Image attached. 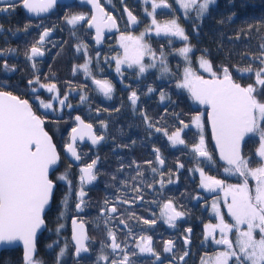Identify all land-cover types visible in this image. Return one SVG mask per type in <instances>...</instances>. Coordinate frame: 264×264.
Returning <instances> with one entry per match:
<instances>
[{"label":"flooded vegetation","instance_id":"1","mask_svg":"<svg viewBox=\"0 0 264 264\" xmlns=\"http://www.w3.org/2000/svg\"><path fill=\"white\" fill-rule=\"evenodd\" d=\"M7 2L8 0H0V7ZM99 2L105 12L116 20L114 31L104 28L99 46H96L94 32L87 24L90 10L76 0L57 4L54 11L36 18L28 17L19 5L14 10L0 11V76L4 80L7 76L14 75L18 90L24 92L23 96L18 97L27 100L36 115L45 121L44 129L52 137L60 154V162L54 174H69L68 181H71L70 186L67 181H57L60 187L57 209L62 211L67 220L68 239L62 244L40 246L39 253L36 247L34 259L39 264H57L58 258L59 264H111L112 259L122 256L119 251L113 253L108 247L111 244L108 231L111 230L116 234L117 242L122 247L126 246L129 254L137 253L136 256H131L133 264H201L202 258L214 257L225 248L214 242V239L221 238L219 229L213 234L214 239L205 238V225L219 223L212 204L218 203L226 223L233 224L234 220L228 214L223 191L205 190L201 187L200 173L192 170L202 168L206 176L223 180L225 185L242 183V178L225 173L226 165L217 161L206 122L207 110L198 107L187 89L176 87L182 79L184 68L188 66L197 75L211 77L200 66V58L203 56L194 48L198 25L195 24L196 13L192 11L186 16L176 0H168L172 8L157 9L155 18L161 24L177 18L189 37L188 41L172 37L173 43L169 45V37L157 36L154 31L146 33L143 42L157 53V67L137 75L135 68L130 69L122 64V74H118L115 58H122L124 55L120 36H139L145 33L152 21V17L145 11H151V0L148 3L142 0ZM125 7L137 17L139 23L128 24L123 11ZM73 14H83L86 20L75 26L69 25L65 17ZM26 25L27 31L24 30ZM46 29L50 35L38 44L41 33ZM185 43L192 48L189 53L190 65L174 51ZM34 45L44 52L42 59H28L30 48ZM161 49L170 69L168 73H162L160 67ZM86 61H90V75L78 67ZM5 62L10 67L14 66L15 71H5ZM151 62L146 55L144 63ZM74 69L77 70L74 72ZM22 74L26 76L24 80L20 79ZM35 76L40 77L41 84H55L59 97L67 96L66 104H71L72 107L61 108L58 101H52L54 110L40 107L35 99L37 95L41 100L49 102L56 93H49L39 85H29L28 81ZM94 80H107L111 83V98L103 95ZM33 87L37 88L36 93L32 92ZM149 87L155 91L149 93ZM132 91H136L139 96L135 108L128 99ZM162 92L165 94L163 100ZM82 95L87 97L83 102L80 99ZM142 113L147 115L148 121ZM201 114L203 129L199 130L191 121L192 117ZM77 115L86 124H92L93 132L98 136L103 135L104 140L95 147L86 142H77L81 160L73 163L64 154L63 148L69 140L71 129L77 124ZM181 120L189 125L182 133L188 147H173L163 132L155 129H167L171 133L181 126ZM149 123L153 127L150 128ZM201 131L214 164L203 161V158H196L190 151L191 146L198 142ZM252 136L253 134L250 135ZM256 148L251 150L250 157L257 156ZM154 149H159L163 165L156 160ZM97 158V179L84 186L85 202L81 205L82 211L78 212L75 205L80 186L79 168ZM256 160L255 158L253 161ZM180 164L183 165L182 168L179 167ZM152 168L157 171L153 172ZM169 180L172 182L169 183ZM160 181H163V186ZM66 195L65 206L62 201ZM227 199L230 203L231 197ZM168 200L173 202L176 210L184 213L183 217L174 221L175 227L166 223L161 215V206ZM113 206L117 208L116 213L109 211ZM72 218L83 221L88 236L85 243L88 252L77 257L74 256L75 247L70 241L69 223ZM144 219L155 220L156 223L144 224ZM121 220L124 223H120ZM187 229H191V232ZM227 235L235 241V229ZM141 236L152 238L151 246L159 254V260L151 253H139L136 244L141 242ZM185 238L189 241L187 244ZM169 240L174 242V247L171 252H165L164 244ZM61 249L65 250L63 256L59 255ZM185 252L188 255L184 256ZM101 255L108 256L109 259L99 260ZM181 256H184L183 260L179 259Z\"/></svg>","mask_w":264,"mask_h":264},{"label":"snow or ice","instance_id":"2","mask_svg":"<svg viewBox=\"0 0 264 264\" xmlns=\"http://www.w3.org/2000/svg\"><path fill=\"white\" fill-rule=\"evenodd\" d=\"M148 3L149 0H144ZM92 5L93 15L87 20L88 26L95 27L96 41L100 42L103 29L109 30L116 27V20L108 15L101 6L99 0H87ZM176 3L184 10L187 16L190 12L196 13V19H201L209 12L210 5L216 3V0H176ZM22 7L30 14L47 13L57 5V0H8V2L0 7V11L7 12L14 10L17 6ZM172 5L168 0H151V11L147 15L152 17L151 25L139 36L121 35L120 46L124 50L122 58L116 59V72L121 73V65L126 64L128 68H135L137 75H142L150 68H156L155 63L157 53L150 46L144 43L146 33L152 31L157 36L169 37L168 44L173 43L172 37L187 42L189 37L185 30L177 22V18L170 19L164 23H159L156 18L157 9H171ZM124 11L128 15L129 24L139 23L137 17L125 7ZM66 23L69 25H77L81 21H85L83 14H73L65 17ZM28 26H25L27 31ZM49 35V30H44L40 35L38 44L42 43ZM264 49V45H261ZM79 51V46L77 48ZM175 54L182 56L190 65L191 59L189 53L192 48L185 43L183 47L175 49ZM44 52L38 46L30 49L28 59L43 56ZM149 56L151 63L145 64L144 57ZM260 61V67L254 69L248 66L238 69L241 73H252L254 82L241 85L233 80L231 73L227 67L221 69L222 75H217L212 70V66L208 60L200 58V66L211 74V79H205L197 75L193 69L188 66L184 68L182 79L177 83L176 87L187 89L191 97L202 105L208 106L207 117L211 123L213 137L216 147L219 150V156L224 161L226 167L224 172L230 175H238L242 178V183L225 185L223 180L206 176L202 168H195L192 171H198L201 176V187L209 192H215L220 189L224 193L225 203L228 208V214L233 218L234 223H226L223 215L220 213L218 203L212 204V209L216 213L219 223L216 225H205L206 239L213 237L217 229L221 233L220 239H214L217 245H224L223 251L217 252L214 257L203 259L201 264H264V51L257 57ZM160 67L162 73L170 72L167 62L164 59L163 49L160 51ZM90 61L78 66L82 68L86 74L90 75ZM35 67V64L33 65ZM5 71H15L14 66L10 67L7 62L4 63ZM77 69H74V72ZM29 85H39L40 88L46 89L49 93H56L49 102H45L37 95L35 99L39 102V106L45 110H54L52 101H58L61 108L71 104H66L67 96L59 97L58 89L55 84H41L40 77L35 76L34 79L28 81ZM100 88V91L107 98H111L113 87L107 80H94ZM36 87L32 88V92L36 93ZM155 91L151 87L148 92ZM81 101L87 99L86 96L80 97ZM131 105L135 108L139 96L136 91H132L128 97ZM165 99V94L161 93V100ZM144 119L148 121L146 114ZM77 126L71 129L68 142L64 145V150L70 154L75 161L81 160L76 144L77 141H83L87 137L93 145L104 140L103 135H96L93 132L92 124H85L79 115L75 117ZM45 121L36 115L32 110V106L27 100H20L9 92L0 91V244H14L17 241L23 243L24 248V264H39L34 259L36 251V235L45 225V209L54 198L57 181H67V174H61L56 180L51 178L50 170L54 173L55 167L60 162V154L56 145L52 142V137L44 129ZM180 127L169 133L167 129L156 128L157 132H163L168 138L170 144L175 147L184 145L188 147L182 137L184 130L189 127L183 120ZM191 124L195 128L202 130V114L192 117ZM151 128L153 125L148 124ZM103 127H107L103 125ZM253 134L259 137V147L257 155L260 157V163L256 167H252L249 159L242 154V142L246 135ZM156 152V160L163 165L164 160L161 158L159 149ZM190 151L196 158H203L209 164H214L213 158L205 145V139L202 131L199 134V140L194 143ZM98 158L91 160L90 163L79 168V189L77 192L78 202L76 210L82 211L81 205L84 204L86 195L84 186L93 183L97 179L95 172ZM147 163L151 164V161ZM183 167L182 164L179 165ZM156 172V168H152ZM249 178L255 181V185L250 186ZM172 181L169 180V183ZM163 186V181H160ZM151 186V185H150ZM231 197V202H228ZM63 204L67 205V195L63 198ZM128 201H125L127 203ZM111 213H116L115 206L109 209ZM161 215L165 218V222L175 227L174 221L184 216V213L176 210L173 202L168 200L161 206ZM73 236L75 242V254L77 256L82 252H88L85 241L88 236L85 234L83 221L73 219ZM120 223H124L123 220ZM144 224H155V220H143ZM62 227V226H61ZM235 229V241L228 238V233ZM59 230V229H58ZM190 233L191 229H187ZM108 237L111 244L108 245L113 253L119 251L122 253L121 258L112 259L111 264H133L131 256H136V252L129 254L126 246L122 247L117 242L116 234L109 230ZM140 243L136 244L139 253H151L160 259L159 254L153 249L152 238L150 236H141ZM189 241L185 238V243ZM174 242L169 240L164 244V251L171 252ZM64 249H61L60 256L64 255ZM188 255L187 252L184 256ZM184 256L179 257L180 260ZM99 260L107 261L108 256L101 255ZM59 264V258L57 260Z\"/></svg>","mask_w":264,"mask_h":264},{"label":"trees","instance_id":"3","mask_svg":"<svg viewBox=\"0 0 264 264\" xmlns=\"http://www.w3.org/2000/svg\"><path fill=\"white\" fill-rule=\"evenodd\" d=\"M195 24H198L195 51L208 59L213 71L222 74L221 69L227 67L234 81L243 86L253 83L252 73H241L238 69L248 66L256 69L261 66L257 57L264 51L261 48L264 45V0H216L215 4L210 5L209 12L203 18L196 19ZM25 78V74L20 77L22 80ZM0 90L17 96L24 94L18 90L14 75L7 76L4 80L0 76ZM257 144L258 137H250L242 147L244 157ZM258 161L260 160L257 159L256 162ZM61 174L63 173H52L51 178L56 180ZM59 188L57 183L54 198L44 214L45 229L36 240L37 249L46 244H62L68 239L67 220L62 211L57 209ZM0 264H22L21 250L18 247L0 250Z\"/></svg>","mask_w":264,"mask_h":264},{"label":"water","instance_id":"4","mask_svg":"<svg viewBox=\"0 0 264 264\" xmlns=\"http://www.w3.org/2000/svg\"><path fill=\"white\" fill-rule=\"evenodd\" d=\"M70 1H72V0H57V4H60V3H67V2H70ZM79 4H83V5H85L89 10H90V13H91V15H90V17L93 15V8H92V5L91 4H89V3H87V0H76ZM102 6V5H101ZM22 8V7H21ZM125 9V8H124ZM124 9H123V11H124ZM22 10H23V12L28 16V17H31V18H36V17H40V16H45V15H47V14H49L50 12H52V11H54L55 10V7L53 8V9H51L49 12H47V13H41V14H39V15H37V14H30V13H28L25 9H23L22 8ZM105 11V10H104ZM124 13H125V17H126V20H127V22H128V15H127V13L124 11ZM90 19V18H89ZM88 24V23H87ZM128 24H129V22H128ZM88 28L89 29H91V30H93V32H94V37H93V40H94V42H95V44H96V46H99V44H100V42L99 43H97V41H96V29H95V27H89L88 26ZM115 30V28H112L111 30H109V31H114ZM103 31H104V29H103ZM43 33V32H42ZM41 33V34H42ZM49 35H50V32H49ZM48 35V36H49ZM47 36V37H48ZM47 37H45V39L47 38ZM40 38V37H39ZM101 39H102V36H101ZM101 39H100V41H101ZM39 41V40H38ZM41 44V43H40ZM31 49V48H30ZM29 55H30V51H29ZM44 57V55L43 56H38V57H35V59H42ZM203 78H205V79H211L212 77H203ZM0 91H4V90H0ZM5 92H7V91H5ZM13 96H16L17 98H19L17 95H14V94H12ZM20 100H25V99H21V98H19ZM192 100L198 105V107H200V108H204V109H206L207 110V113H208V111H209V109H208V106L207 105H202V104H200L199 102H197V101H195L193 98H192ZM207 113H206V122H207V127H208V131H209V134H210V141H211V144H212V147H213V149H214V151H215V155H216V159H217V161L218 162H220L221 164H223V165H225V163H224V161H222L221 159H220V156H219V150H218V148L216 147V142H215V139H214V137H213V132H212V127H211V123H210V121L208 120V117H207ZM77 123V122H76ZM86 124V123H85ZM76 126H77V124H76ZM75 126V127H76ZM250 135L251 134H248V135H246L245 136V138H244V140H243V142H242V147H243V144L245 143V141L250 137ZM77 142H80V143H84V142H86V143H89V144H91L93 147H95L96 145H93L92 143H91V141L87 138V137H85V139L83 140V141H80V140H78ZM99 144V143H98ZM63 152H64V154L73 162V163H77V161H75L71 156H70V154H68L65 150H64V148H63ZM56 168V167H55ZM53 172H52V170H50V175L52 174ZM50 204H51V202H50ZM50 204L46 207V209H45V212L49 209V207H50ZM73 219H75V218H72L71 220H70V223H69V231H70V241H71V244L75 247V242L73 241V239H72V236H73V223H72V221H73ZM78 221V220H77ZM79 222V221H78ZM84 225V224H83ZM45 229V225L40 229V230H38V232H37V235H36V240H37V237H38V235L43 231ZM84 230H85V234L87 235V233H86V229H85V226H84ZM88 240H86L85 241V243L87 242ZM16 247H18L20 250H21V258H22V262L24 263V248H23V243L21 242V241H17V242H15L14 244H11V245H8V244H0V250H2V249H5V248H8V249H11V248H16ZM36 252V251H35ZM83 253H85V252H82V253H80V255L81 254H83ZM35 255V254H34ZM79 255V256H80ZM74 256L75 257H77V255L75 254V251H74Z\"/></svg>","mask_w":264,"mask_h":264},{"label":"rangeland","instance_id":"5","mask_svg":"<svg viewBox=\"0 0 264 264\" xmlns=\"http://www.w3.org/2000/svg\"><path fill=\"white\" fill-rule=\"evenodd\" d=\"M104 1H106V0H104ZM143 2H144V0H142ZM204 59H206V58H204ZM207 60V59H206ZM210 63V62H209ZM204 69V68H203ZM209 75H211L210 73H208ZM259 147V138H258V144H257V148ZM257 148H256V155H257ZM250 154H248V156L247 157H245V158H247V159H249V161H250V163H251V166L252 167H256V166H258L259 165V163H260V161H258V163L256 162V161H253V160H255V158H259V160H260V157L257 155L256 157H250L249 156ZM234 176H237V175H234ZM249 180L251 181V182H249V184H250V186H253L254 187V185H255V181L254 180H252L251 178H249Z\"/></svg>","mask_w":264,"mask_h":264}]
</instances>
